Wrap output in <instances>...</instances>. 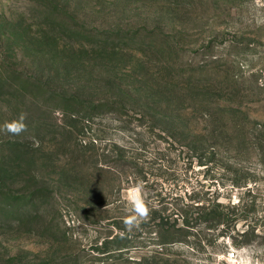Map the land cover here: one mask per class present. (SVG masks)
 <instances>
[{"label": "rangeland", "instance_id": "374dc122", "mask_svg": "<svg viewBox=\"0 0 264 264\" xmlns=\"http://www.w3.org/2000/svg\"><path fill=\"white\" fill-rule=\"evenodd\" d=\"M21 113L0 264H264V0H0V126Z\"/></svg>", "mask_w": 264, "mask_h": 264}, {"label": "clouds", "instance_id": "9594fccd", "mask_svg": "<svg viewBox=\"0 0 264 264\" xmlns=\"http://www.w3.org/2000/svg\"><path fill=\"white\" fill-rule=\"evenodd\" d=\"M25 120L26 114L21 113L17 119L5 121L4 124L0 126V132L19 136L21 133L27 131ZM127 203L130 205V214L124 217L123 224L125 229L131 232L133 229L138 228L142 222L146 221L150 214V208L144 199L143 190L140 185H136L129 189L127 193ZM242 264H252V261L249 258L246 262H242Z\"/></svg>", "mask_w": 264, "mask_h": 264}, {"label": "trees", "instance_id": "16d2710c", "mask_svg": "<svg viewBox=\"0 0 264 264\" xmlns=\"http://www.w3.org/2000/svg\"><path fill=\"white\" fill-rule=\"evenodd\" d=\"M5 162V161H4ZM195 202H199V201H195ZM213 205L214 206H212V208L214 209V208H216V209H218V208H220V207H223V205L221 204V203H219V202H213ZM196 206H199V207H201L200 206V203H198ZM202 207H206V206H202ZM234 208L236 207V205H234L233 206ZM228 216V214L227 215H224V213H220L219 215H218V217H217V219H219V221H223L225 218H226V220H228L227 217Z\"/></svg>", "mask_w": 264, "mask_h": 264}, {"label": "built area", "instance_id": "2783aa9c", "mask_svg": "<svg viewBox=\"0 0 264 264\" xmlns=\"http://www.w3.org/2000/svg\"><path fill=\"white\" fill-rule=\"evenodd\" d=\"M237 255H238V252L235 251V250L229 251V252L227 253V256H228L229 259H233V258H235Z\"/></svg>", "mask_w": 264, "mask_h": 264}]
</instances>
